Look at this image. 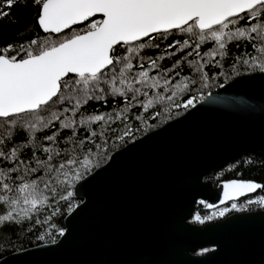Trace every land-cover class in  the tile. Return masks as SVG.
<instances>
[{
  "label": "snow or ice",
  "instance_id": "obj_1",
  "mask_svg": "<svg viewBox=\"0 0 264 264\" xmlns=\"http://www.w3.org/2000/svg\"><path fill=\"white\" fill-rule=\"evenodd\" d=\"M19 7L29 19L0 40V238L59 247L119 157L221 101L213 89L264 79V0H0V23ZM222 187L192 224L264 211V195L237 202L264 184Z\"/></svg>",
  "mask_w": 264,
  "mask_h": 264
},
{
  "label": "water",
  "instance_id": "obj_2",
  "mask_svg": "<svg viewBox=\"0 0 264 264\" xmlns=\"http://www.w3.org/2000/svg\"><path fill=\"white\" fill-rule=\"evenodd\" d=\"M239 79L240 84L213 93L221 101L206 104L187 120L170 122L171 127L126 152L90 184L88 196L81 198L88 206L74 219L65 218V223L71 219L72 235L59 247L41 245L2 260L264 264V211L234 214L203 226L191 223L201 200L225 206L223 183L209 180L213 174L264 153V79L260 74ZM215 245V254L198 255L201 248Z\"/></svg>",
  "mask_w": 264,
  "mask_h": 264
},
{
  "label": "trees",
  "instance_id": "obj_3",
  "mask_svg": "<svg viewBox=\"0 0 264 264\" xmlns=\"http://www.w3.org/2000/svg\"><path fill=\"white\" fill-rule=\"evenodd\" d=\"M12 16L15 18L17 23H11L7 20L0 23V40L12 39L16 30L19 29L29 19L30 10L24 7L14 8ZM217 90L218 89H213V93ZM242 161L244 162L243 164L232 163L226 166L220 172L215 173L210 178L212 179L216 175H223L225 180H252L257 183L264 184V153L253 157H246ZM256 209L258 208L254 205L253 210ZM203 214L204 213L202 212L201 215L204 216ZM60 223H65V218H63ZM9 239L11 240V243L8 242ZM58 239L60 238L58 237ZM38 244L39 242L34 238L31 240L28 238L17 240L14 237L8 236L0 238V260L16 252L38 247Z\"/></svg>",
  "mask_w": 264,
  "mask_h": 264
},
{
  "label": "flooded vegetation",
  "instance_id": "obj_4",
  "mask_svg": "<svg viewBox=\"0 0 264 264\" xmlns=\"http://www.w3.org/2000/svg\"><path fill=\"white\" fill-rule=\"evenodd\" d=\"M255 156H257V155H255ZM251 157H253V156H251ZM242 160H243V159H241V160H239V161H237V162H235V163L243 164L244 162H243ZM219 172H220V171H219ZM213 175H214V174H213ZM213 175H212V176H213ZM224 178H225V177H224L223 175H216V176H214L212 179L209 178V180H211V181H215L217 184H220V183H223V182L227 181V180H225ZM261 195H264V194H263L262 191H259L258 193L254 194L253 196H250V197H248V198H245V199H242V200L238 201V203L245 202V201L248 200V199H255V198H257L258 196H261ZM229 206H230V204H229ZM258 211H262V210H260V209H256V210H253V211H251V212H242V213H236V212H235V213H231V214H229L228 216H230V215H234V214H243V213L258 212ZM202 212L204 213L203 215H205L206 213L211 212V211H207V210L205 209V206L203 207V204L199 203L198 206H197V209H196V213H195V214L199 213V214L201 215ZM228 216H227V217H228ZM225 218H226V217H225ZM225 218H221V219H219V220H214V221L206 222L205 225L212 224V223H215V222H218V221H222V220H224ZM195 225H198V224H195ZM198 226H203V225H198Z\"/></svg>",
  "mask_w": 264,
  "mask_h": 264
},
{
  "label": "rangeland",
  "instance_id": "obj_5",
  "mask_svg": "<svg viewBox=\"0 0 264 264\" xmlns=\"http://www.w3.org/2000/svg\"><path fill=\"white\" fill-rule=\"evenodd\" d=\"M242 203H244V202H242ZM203 207H204V205H203ZM213 211H211V212H208L206 215H209V214H211ZM233 213H235V212H233ZM231 214V213H230ZM202 216V215H201Z\"/></svg>",
  "mask_w": 264,
  "mask_h": 264
}]
</instances>
